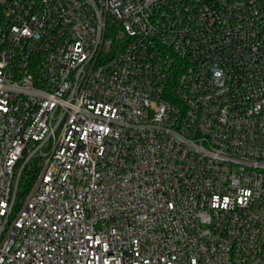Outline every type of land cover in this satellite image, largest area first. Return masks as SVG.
<instances>
[{"label":"built area","instance_id":"built-area-1","mask_svg":"<svg viewBox=\"0 0 264 264\" xmlns=\"http://www.w3.org/2000/svg\"><path fill=\"white\" fill-rule=\"evenodd\" d=\"M0 264H264V0H0Z\"/></svg>","mask_w":264,"mask_h":264},{"label":"trees","instance_id":"trees-1","mask_svg":"<svg viewBox=\"0 0 264 264\" xmlns=\"http://www.w3.org/2000/svg\"><path fill=\"white\" fill-rule=\"evenodd\" d=\"M34 181V167H27L22 175L21 181L19 183V200H22Z\"/></svg>","mask_w":264,"mask_h":264}]
</instances>
